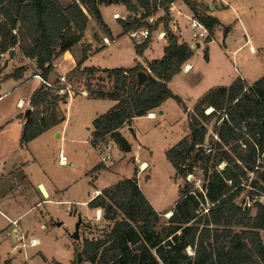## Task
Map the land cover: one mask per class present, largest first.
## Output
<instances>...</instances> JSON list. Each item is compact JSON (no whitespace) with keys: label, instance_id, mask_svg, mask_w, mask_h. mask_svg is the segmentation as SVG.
Here are the masks:
<instances>
[{"label":"trees","instance_id":"1","mask_svg":"<svg viewBox=\"0 0 264 264\" xmlns=\"http://www.w3.org/2000/svg\"><path fill=\"white\" fill-rule=\"evenodd\" d=\"M178 1L205 25L209 32L206 43H211L221 23L210 15L209 6L196 0H72L67 5L60 0H0V70L6 68V64L1 65V54L18 47L35 62L34 75L49 81L55 60L85 38L90 18L109 31L102 18V5L118 4L131 13L144 10L142 19L121 22L122 27L125 34L132 29H149V38L135 46L137 56H143L151 44V35L163 27L167 45L162 58L150 62L149 69L138 63L131 69L102 70L83 67L85 55L67 76L68 83L75 78L78 84L84 83L89 97L116 101L109 112L94 120L91 145L97 148L110 139L120 151L130 153L132 147L122 135L123 128L159 111L169 99L187 109L169 87L195 55L191 45L171 29L170 6ZM159 9L164 15L154 25L142 21ZM230 30L225 27L224 35ZM25 71L21 67L4 79L21 78ZM139 72L147 74L141 86ZM98 74L114 80L112 91L105 87L93 89L91 83L87 84L103 83L104 79L96 77ZM54 83L53 88L42 85L32 95L33 111L22 144L61 123L60 105L70 95L58 94L64 88L60 79ZM207 109L213 111L207 115ZM187 114L190 133L168 150L166 157L178 175L194 183L193 189L196 182L187 178H196L194 170L199 167L201 189L192 190L188 184L180 191L174 208L165 213L171 212L172 216L164 225L162 214L148 202L136 178L104 189L92 199L89 208L102 210V219L112 226L103 236L85 238L81 248H74L73 264H264V204L260 201L264 196V77L252 85L237 78L227 88L214 89L197 102L192 114ZM213 120L215 141L207 152L208 124ZM252 208L257 211L255 216Z\"/></svg>","mask_w":264,"mask_h":264},{"label":"rangeland","instance_id":"2","mask_svg":"<svg viewBox=\"0 0 264 264\" xmlns=\"http://www.w3.org/2000/svg\"><path fill=\"white\" fill-rule=\"evenodd\" d=\"M241 1L243 5H240V10H238V5L234 4L231 8L223 9V13L220 14L226 27L231 28L225 42V27H216L214 40L207 44L205 38L199 41L192 39L190 19L185 17L180 19L181 28L185 31V39L197 46L193 48L195 51L192 60L193 70L188 74L176 75L172 89L192 110L189 112V109L185 110L181 103L169 99L163 108L165 113L161 114L163 110L157 111L156 119L151 120L146 117L135 119L131 127L122 129L124 130L122 135L132 147L130 153H123L116 143L109 139L113 147L112 159L103 163L102 157L107 152L104 145L101 144L94 148L89 143L94 120L109 112L116 101L109 98H87L81 94H75L71 100H68V103L60 105L61 123L49 129L47 136L38 140L36 146H33H35L37 159L44 163L43 167L47 175L63 190L62 201L52 202L45 207L37 206L39 201L37 192H33L25 201L22 199L15 201L14 213L27 211L24 222L33 228L32 235L26 243L30 244V239L35 238L39 240L40 246L36 248L28 246L21 249V242L9 238L2 244L3 247H0L2 258L6 253H10L14 257L13 264H58L56 261L61 264H73L74 248H81L85 238L97 239L110 230L112 224L105 219L98 220L97 212L90 209L88 203L95 188L108 187L117 177L122 179L121 181L136 178L148 202L157 213L162 214L161 225L167 223L168 214L165 213L174 208L176 201L181 197L180 191L185 190L188 184L192 190L201 189L202 182L199 179L202 180V173L199 167L194 170L196 178L188 180L196 182L193 189L191 187L194 183L187 182L176 173L173 165L167 160L166 153L190 132L187 112L192 114L195 105L205 94L217 88L231 86L241 75L252 81L251 85L264 77V0ZM62 2L67 5L72 0H62ZM213 5H216V2ZM100 9L104 23L111 31H106L94 19L89 23L87 39L94 42V50L90 54L88 66L103 69L133 68L137 57L136 43L125 34L122 23L112 17L113 12L126 14V8L118 4L107 5L106 3ZM190 16L194 18L192 13ZM96 35L99 40L96 39ZM104 37L111 40L110 46L103 44ZM157 37V31L151 35V42L153 39L154 43L152 50L147 51V57L150 60L163 56L164 42H159ZM248 38L252 40L256 54H251L249 44L234 54V51L240 48ZM74 48L78 52L81 45ZM206 54L208 59L205 58ZM17 64L11 61L7 71ZM1 65H5V62ZM25 68L31 69L30 66ZM60 69L63 70L61 63ZM3 70L5 68L0 70V73ZM4 77L5 75L1 79ZM30 77L31 75L26 79ZM96 77L104 79L103 83L92 81L87 84L91 83L93 89L105 87V90L112 91L114 80L106 79L104 74H98ZM56 80L50 83L55 85ZM77 81L79 79L71 83L72 90H81L83 87L84 83L80 85ZM36 82L31 78L26 80L25 85L5 101L12 100V97L17 95L28 96ZM18 84H21V81ZM71 94L73 95V92ZM26 112L27 108L19 111L16 123H26ZM214 123L215 120L208 124L210 128L206 141L208 146L215 141L212 131ZM131 128L133 132L130 131ZM58 133L62 134L61 138H57ZM60 152L67 156L68 165H60L58 161ZM142 164L147 165L144 171H141ZM32 167L37 175L42 171L39 172L36 167ZM262 202L264 203V196H262ZM247 206L250 207V204L247 203ZM39 210L49 213L43 222L46 229L41 228L42 221L33 222ZM80 219L83 221L80 231L81 239L76 241L73 235ZM59 223L60 226L57 225ZM14 245H20L21 251L19 249L13 252Z\"/></svg>","mask_w":264,"mask_h":264},{"label":"crops","instance_id":"3","mask_svg":"<svg viewBox=\"0 0 264 264\" xmlns=\"http://www.w3.org/2000/svg\"><path fill=\"white\" fill-rule=\"evenodd\" d=\"M60 2L63 3L62 0H60ZM197 2L207 5L209 7L215 8V11H210V15L217 18L220 21L221 23L220 28L226 27V25L223 23V21L220 18V14L223 13V9L231 8L232 5L236 4L238 5L237 7H239L238 10H240V5H243V2L241 0H216L213 2H208L206 0H197ZM214 2H216V5H213ZM119 6L123 8V6L121 5ZM173 8H174V11L172 12V15H171L172 31L178 37H180L181 41L188 43L189 45H191V47H194V46L196 47L197 45H193L192 43H189L185 39V31L182 30L181 24H180V19L184 17L185 18L191 17L190 10L186 8L185 5H183V3H181L180 1L175 2L173 5ZM186 11H188V14H186ZM115 13H118V12H113L112 17ZM163 15H164V11H158L157 20L161 18ZM91 20L92 18H90L89 23L91 22ZM88 27H89V24H88ZM107 28L108 30H110L108 26ZM157 32H158V35L165 33L163 27L159 28ZM87 35H88V29H87V32L85 33V38L80 43L81 48L79 49L78 52L74 50L75 48H73L71 51L65 53L64 56L55 60L54 70L49 77V82L55 79L63 78V77H66L67 79V76L76 68L77 64L83 61V57L85 55L87 59L83 62V67H90L88 66V63L90 59V54L94 50V47H93L94 42L90 39L88 40ZM227 37L228 36L225 37L224 42L227 40ZM157 38L159 42H164L163 49H165L167 45L166 38L164 39H160L159 37ZM96 39H98L97 35H96ZM153 43H154V40L152 39V42L149 48L144 52L143 56L136 57L135 66L138 63H140L146 69H149V63L152 62L153 60H156V59L150 60L147 57V51L152 50ZM247 44H249V48H251L250 50L251 54H256V49L255 50L253 49L255 47L253 46L252 40L250 38H248L245 41V43L242 46H240V48L236 49L234 51V54H236L242 47H244ZM163 54H164V50H163ZM192 60L193 58L185 65L181 73L188 74L193 70ZM11 61H15L18 64L15 65L12 69H10V71H7L9 67V63ZM2 62H5L6 68L0 74V96H1L0 97V247H3L2 244L5 243L9 238L14 240V239H17V235H23L27 241L28 238H30V236L32 235L33 228H31L27 223L24 222L25 220L24 218H26L28 212L24 211L21 213H14V204H16L15 201L19 199H22L23 201H25L26 198L28 196H31L33 192H37L38 194L37 198L39 199L37 206L45 207L46 205L52 202H61L62 201L61 195L63 192V190L57 184H55L54 181H52L50 177L47 175V172L45 171L43 167L44 163L42 162V160L39 161L37 159L36 157L37 153L34 150L36 146L35 145L36 142L38 140H42L44 136H47L49 131L44 132L43 134H41L34 140L30 141V143L25 145V144H22L21 140H22V136L25 130V126L28 123H16L18 122L20 110L27 108V110L32 109L33 111V108L31 107V103H30L31 97L34 94V92L40 89V87L42 86V83L40 82V80L36 78L34 75L36 73L35 72L36 64L34 61L26 58L21 53L18 47L14 49L13 57L10 58L9 56L5 55V57L1 59V63ZM60 63L62 64L63 70L60 69ZM26 66H30L31 69L29 70L28 68H26V71L24 72L23 76H21V78L17 79V78L11 77L7 79H4V78L1 79L4 75L9 76L16 69H19L21 67H26ZM100 69L104 70L103 68H100ZM29 75H31L30 77L31 79L36 80L37 82L36 84H34L28 96L25 97L22 95H17L16 97H12V100L5 101L6 99L10 98V96H13V94L17 92L21 86L25 85L26 80L30 79V78L26 79V77ZM240 78L246 80L249 83H252V81H249V79H247L244 75H241ZM76 80H78V78H75L74 81ZM20 81H21V84H18V82ZM173 81H174V78L172 82L169 83V87L172 91H173L172 89ZM71 83L72 82H70L69 84L72 86ZM71 92H73V95L71 94L68 100H71L75 94H81L83 97L90 98L88 96V92L84 89V87H82L81 90H77V92H75V90H72ZM173 93L177 95L174 91ZM68 100L66 103H68ZM166 102L162 105L160 110H163ZM187 109H189V112L190 110H192L188 107ZM164 113L165 111L163 110L161 114H164ZM153 114H155V119H156L157 111ZM146 118L152 120L150 116H147ZM123 131L124 130H121L122 134H124ZM189 133L186 136H188ZM186 136H183V138H185ZM61 137H62V134L58 133L57 138H61ZM90 141H91V138L89 140V143L91 144ZM32 166L36 167L39 170V172L40 170H42L39 173V175L34 173V169ZM102 172L104 173L106 171H102ZM100 173H101V170L99 171V174ZM93 177L94 176H92V178ZM121 180L122 179L117 177L113 181V184H111L110 186L117 184ZM110 186L105 187V188H95L93 192V196L90 198L89 203L92 201V199H94L96 196L101 194V192L104 189L109 188ZM41 187L44 188L45 192L47 193V197L42 192ZM260 201L261 203H263L262 197L260 198ZM89 203H88V206H89ZM256 212H257L256 209L252 210V215L255 216ZM48 215L49 213H47L46 211L39 210V213H37L36 218L34 219L35 221L33 222L36 223V221L38 222L42 221L41 228L46 229L45 228L46 226L43 222L45 218L48 217ZM14 222H16L17 227L13 225ZM80 231H81V228H80ZM263 234H264V231H261L262 239L264 241ZM16 246L17 245H14L12 247L13 252L16 251L15 250ZM39 246H40V242L37 247ZM43 257L45 260H47L45 256ZM13 260H14V257L11 256L10 253H6V255L3 258L0 256V264H7V263L13 264ZM56 262L59 263L58 261Z\"/></svg>","mask_w":264,"mask_h":264},{"label":"built area","instance_id":"4","mask_svg":"<svg viewBox=\"0 0 264 264\" xmlns=\"http://www.w3.org/2000/svg\"><path fill=\"white\" fill-rule=\"evenodd\" d=\"M173 5H174V3L170 6V13L171 14L174 11ZM159 11H163V10L159 9ZM144 13H145V11L142 9H140L137 13H131V12H127L126 14L115 13L113 15V18L117 21H120V22H129L133 18H137L139 20L142 19V15ZM156 14L150 15L147 18L143 19L142 21L147 23L148 25H154L157 21ZM187 18L190 19V21H191L189 27H190L192 39L197 40V41H199L200 39H204V38L206 39L208 37L209 32H208L207 28L205 27V25L198 19L191 18V17H187ZM126 34L130 38H132L136 44L141 45L149 38L150 31L147 27H143V28H139V29L129 30ZM158 37L160 39L166 38L165 33L158 35ZM103 44L105 46H110L112 44V42L108 37H104L103 38ZM193 48H195V46ZM5 55L9 56V53L1 54V59H3L5 57ZM35 77L40 80L42 85H45L48 88H53V84L50 83L49 81H45L41 76H35ZM60 81L62 84L68 83L66 77L60 78ZM71 87L72 86L68 83L67 85L64 86L63 89L59 90L58 94L64 95V94L68 93L69 95H71V93H72ZM212 111H213V109H207L205 112L208 115ZM148 116H150V114ZM103 145H104V148L106 149L107 152H105L104 156L102 157V162L106 163L108 160L112 159V148L113 147L111 145V142H109V141L106 144V146H105V144H103ZM210 151H211V147L207 146V152H210ZM59 163H60V165H63V166H66L69 164L68 158L63 152H60V154H59ZM220 167L222 168V166H220ZM141 171H143L142 167H141ZM189 178H193V175L188 176L187 179L189 180ZM96 212H97L96 218L98 220H101L103 217L102 210H96ZM13 225L17 227L16 222H14ZM17 240L19 242H21V247H22L21 249H25L28 246L37 247L39 245V241L36 239H31L30 244H27L26 239L23 235H17ZM19 249H20V245H17L15 247V250H19Z\"/></svg>","mask_w":264,"mask_h":264},{"label":"water","instance_id":"5","mask_svg":"<svg viewBox=\"0 0 264 264\" xmlns=\"http://www.w3.org/2000/svg\"><path fill=\"white\" fill-rule=\"evenodd\" d=\"M210 11H215V8L210 7ZM193 49V47H191ZM14 55V50H12L11 52H9V57H13ZM138 79H139V85H143L147 79V74L145 72H139L138 74ZM162 113V112H161ZM31 114H32V109H28L25 115V119H26V123L30 122V118H31ZM131 132H133V129H130ZM200 150H204V147H200ZM42 192L45 194V190L43 189V187H41ZM82 219H80L79 223L77 224V228H76V232L73 235V239H75L76 241H79L81 239L80 237V228L82 226ZM61 224L59 223L58 226H60Z\"/></svg>","mask_w":264,"mask_h":264},{"label":"bare ground","instance_id":"6","mask_svg":"<svg viewBox=\"0 0 264 264\" xmlns=\"http://www.w3.org/2000/svg\"><path fill=\"white\" fill-rule=\"evenodd\" d=\"M150 118H155V115L152 113V114H150ZM144 165V166H143ZM142 170L144 171L145 170V168L147 167V165L146 164H142ZM44 189V188H43ZM45 196L47 197V193L45 192ZM171 212L170 213H168V215H167V218H170L171 217Z\"/></svg>","mask_w":264,"mask_h":264}]
</instances>
